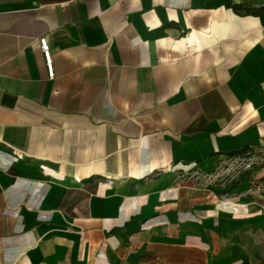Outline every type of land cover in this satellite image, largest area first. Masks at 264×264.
<instances>
[{
	"label": "crops",
	"instance_id": "crops-1",
	"mask_svg": "<svg viewBox=\"0 0 264 264\" xmlns=\"http://www.w3.org/2000/svg\"><path fill=\"white\" fill-rule=\"evenodd\" d=\"M262 147L264 0H0V264H264Z\"/></svg>",
	"mask_w": 264,
	"mask_h": 264
},
{
	"label": "rangeland",
	"instance_id": "rangeland-1",
	"mask_svg": "<svg viewBox=\"0 0 264 264\" xmlns=\"http://www.w3.org/2000/svg\"><path fill=\"white\" fill-rule=\"evenodd\" d=\"M257 164H264V147L253 150L242 158L226 160L221 165L222 181L228 180L233 175H240L244 170Z\"/></svg>",
	"mask_w": 264,
	"mask_h": 264
},
{
	"label": "built area",
	"instance_id": "built-area-1",
	"mask_svg": "<svg viewBox=\"0 0 264 264\" xmlns=\"http://www.w3.org/2000/svg\"><path fill=\"white\" fill-rule=\"evenodd\" d=\"M39 45L44 57L45 65L47 68L48 76L52 78L53 76V71H52V64H51V56H50V51H49V46L46 42L45 39H40L39 40ZM204 179V178H203Z\"/></svg>",
	"mask_w": 264,
	"mask_h": 264
},
{
	"label": "trees",
	"instance_id": "trees-1",
	"mask_svg": "<svg viewBox=\"0 0 264 264\" xmlns=\"http://www.w3.org/2000/svg\"><path fill=\"white\" fill-rule=\"evenodd\" d=\"M233 9V11L237 14H241L242 13H246V14H254L253 11H250V10H245V9H242L241 7H238V6H233L231 7ZM251 150L248 149V148H244V149H241V150H238V151H235V152H230L228 154L229 157L231 158H242L244 157L246 154H248Z\"/></svg>",
	"mask_w": 264,
	"mask_h": 264
}]
</instances>
